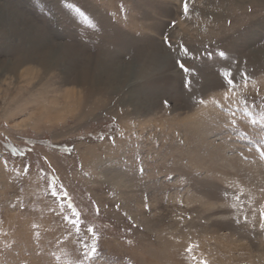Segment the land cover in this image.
Segmentation results:
<instances>
[{
    "label": "rangeland",
    "instance_id": "rangeland-1",
    "mask_svg": "<svg viewBox=\"0 0 264 264\" xmlns=\"http://www.w3.org/2000/svg\"><path fill=\"white\" fill-rule=\"evenodd\" d=\"M0 264H264V0H0Z\"/></svg>",
    "mask_w": 264,
    "mask_h": 264
},
{
    "label": "bare ground",
    "instance_id": "bare-ground-1",
    "mask_svg": "<svg viewBox=\"0 0 264 264\" xmlns=\"http://www.w3.org/2000/svg\"><path fill=\"white\" fill-rule=\"evenodd\" d=\"M249 2H252L253 4L254 3H257L258 2V0H248ZM5 9V8H4ZM9 17H15L14 19H21V17L19 16V15H10V14H7ZM16 19V20H17ZM13 21V20H12ZM20 21V20H19ZM12 23V22H11ZM10 23V24H11ZM30 29H33V27H31L30 26ZM13 32V31H12ZM27 34V33H26ZM25 37H27V39H29V42L31 43L32 41H35L34 39H35V37H34V35L31 33V32H29ZM24 39H26V38H24ZM35 46V45H34ZM39 48V47H38ZM41 48V47H40ZM35 49V48H34ZM48 49V48H47ZM160 52V51H159ZM49 53V52H48ZM154 53V52H153ZM45 54V53H44ZM56 54V53H55ZM256 55V54H255ZM57 56V55H56ZM60 56V55H59ZM45 57H46V55H45ZM157 57V56H156ZM161 58V59H160ZM160 58L158 59V57L156 58L157 59V61L159 62V65L161 64V65H164V64H167V62L168 63H170V58H169V56H167L166 55V57H164V54H163V56L162 55H160ZM57 60V59H56ZM160 60V61H159ZM114 76L115 75H117L116 73H114L113 74ZM113 76V77H114Z\"/></svg>",
    "mask_w": 264,
    "mask_h": 264
}]
</instances>
